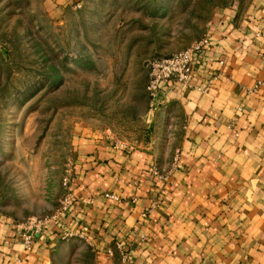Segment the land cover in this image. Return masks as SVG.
<instances>
[{
    "label": "crops",
    "instance_id": "0c3cea01",
    "mask_svg": "<svg viewBox=\"0 0 264 264\" xmlns=\"http://www.w3.org/2000/svg\"><path fill=\"white\" fill-rule=\"evenodd\" d=\"M40 1L52 13L75 5L81 15L96 2ZM97 2L123 34L165 18L141 15L163 0L137 1L134 18L114 1ZM205 33L210 45L187 86L159 93L150 138L124 145L81 133L69 170L72 206L30 251L19 223L32 213L0 197V264H264V0L216 10ZM58 197L46 195L33 216L51 212ZM66 231L73 236L63 238Z\"/></svg>",
    "mask_w": 264,
    "mask_h": 264
},
{
    "label": "rangeland",
    "instance_id": "374dc122",
    "mask_svg": "<svg viewBox=\"0 0 264 264\" xmlns=\"http://www.w3.org/2000/svg\"><path fill=\"white\" fill-rule=\"evenodd\" d=\"M97 1L82 15L75 5L52 13L40 0L0 6V197L32 213L21 220L46 195L50 203L59 196L57 207L81 133L104 132L124 145L150 138L148 62L205 36L216 10L251 0H163L141 14L162 21L144 19L126 34ZM111 1L131 18L142 10L139 0Z\"/></svg>",
    "mask_w": 264,
    "mask_h": 264
},
{
    "label": "built area",
    "instance_id": "2783aa9c",
    "mask_svg": "<svg viewBox=\"0 0 264 264\" xmlns=\"http://www.w3.org/2000/svg\"><path fill=\"white\" fill-rule=\"evenodd\" d=\"M209 38L203 36L191 43L185 49L176 51L168 56L151 59L147 65V81L145 93L150 102V108L157 107L158 95L170 85L187 86L193 73V62L198 53L208 48ZM175 158L172 165H175ZM70 171L62 179L63 193L57 207L49 214L30 216L19 223L20 242L24 250L30 251L39 235L47 229L62 224L68 214L72 203V194L69 191ZM106 199L119 202L120 199L113 193L104 194ZM63 238H69L71 232H64Z\"/></svg>",
    "mask_w": 264,
    "mask_h": 264
},
{
    "label": "trees",
    "instance_id": "16d2710c",
    "mask_svg": "<svg viewBox=\"0 0 264 264\" xmlns=\"http://www.w3.org/2000/svg\"><path fill=\"white\" fill-rule=\"evenodd\" d=\"M152 59H154V58H152Z\"/></svg>",
    "mask_w": 264,
    "mask_h": 264
}]
</instances>
